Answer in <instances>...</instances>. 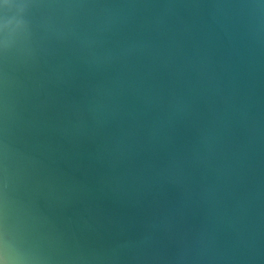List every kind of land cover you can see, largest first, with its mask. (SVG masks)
I'll use <instances>...</instances> for the list:
<instances>
[{"label":"water","instance_id":"obj_1","mask_svg":"<svg viewBox=\"0 0 264 264\" xmlns=\"http://www.w3.org/2000/svg\"><path fill=\"white\" fill-rule=\"evenodd\" d=\"M0 264H264V0H0Z\"/></svg>","mask_w":264,"mask_h":264}]
</instances>
